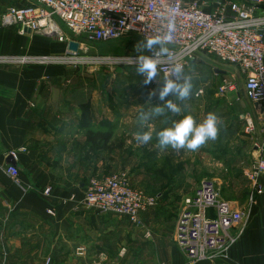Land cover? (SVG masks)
<instances>
[{"label":"crops","instance_id":"crops-1","mask_svg":"<svg viewBox=\"0 0 264 264\" xmlns=\"http://www.w3.org/2000/svg\"><path fill=\"white\" fill-rule=\"evenodd\" d=\"M30 2L0 0V10ZM68 46L38 33L22 34L17 27L0 29V56L59 55ZM92 82L89 72L0 64V264H186L175 230L188 197L184 192L192 191L197 179L191 187L182 171L175 172L166 187L178 194L157 199L169 202L171 211L157 204L144 213L145 230L85 204L94 167L85 151L87 132H107L112 125L118 138L116 131L124 123V111L105 104L102 87L93 88ZM20 149L25 151L16 162L18 186L6 167L9 153ZM251 155L254 160L262 156L255 149ZM47 188L49 196L43 195ZM230 202L247 214L243 233L229 259L199 264H264V193L252 204ZM11 210L17 214L10 215ZM12 255L20 258L13 261Z\"/></svg>","mask_w":264,"mask_h":264},{"label":"built area","instance_id":"built-area-1","mask_svg":"<svg viewBox=\"0 0 264 264\" xmlns=\"http://www.w3.org/2000/svg\"><path fill=\"white\" fill-rule=\"evenodd\" d=\"M25 6L0 10V29L17 27L41 34L58 42H77V52L69 49L60 55L0 56V64L20 66L112 65L137 66V58L152 56L158 61V76L168 77L176 64L183 66L199 54L213 56L218 66L234 68L243 82L246 99L257 104L264 117V0H30ZM60 24V25H59ZM87 43L111 44L170 34L169 53L159 54V45L151 50L123 57L81 55L82 43L69 39L63 29ZM216 70V69H215ZM174 78V77H173ZM235 80H224L218 87L222 96L237 93ZM199 90L196 97L203 95ZM246 131L256 133L254 122L247 121ZM253 147L262 156L246 178L258 194L264 193V129L254 138ZM20 149L9 156L18 161ZM6 173L20 186L18 166L8 165ZM50 188L43 191L49 196ZM85 204L101 215L126 218L142 226V215L157 206V198L132 185L124 172L90 178L85 189ZM52 214L51 211H49ZM246 213L222 199L214 180H203L192 196L184 200L177 218L175 242L186 257V264L227 260L231 248L243 233ZM237 229L238 234L232 235ZM82 251V250H80ZM125 250L121 251V255ZM48 264V263H47ZM105 264V263H96Z\"/></svg>","mask_w":264,"mask_h":264},{"label":"rangeland","instance_id":"rangeland-1","mask_svg":"<svg viewBox=\"0 0 264 264\" xmlns=\"http://www.w3.org/2000/svg\"><path fill=\"white\" fill-rule=\"evenodd\" d=\"M62 29L69 39L82 43L83 50L80 54L84 56L123 57L147 50L136 39L111 44H93L87 43L81 37L73 36L65 28ZM55 67L91 73L92 87L97 88V85L102 87V92L105 93V104L111 107L116 106L124 111V123L116 131L118 137L116 139L125 141V150L118 152L117 155L114 152L112 156L98 151L92 153L91 160L94 167L91 178L124 172L130 182L144 192L156 198L160 194L171 197L178 192L171 187H166V184L175 172L182 171V176L191 187L193 179L198 180L192 191L184 192L187 196L193 195L201 181L206 179L214 180L221 198L228 201L252 204L261 195L256 192L253 182L245 176L256 161L251 153L254 151V138H259L261 130L264 129V117L259 107L246 99L243 91L244 84L234 68L226 65L218 66L213 56L199 54L183 73L192 85L191 95L183 101L177 100L175 96L166 97L180 104L182 112L180 114L166 112L164 116H156L154 126H151V117L141 121L138 116L141 113L151 112L154 105L163 103L158 96V90L163 86V79L159 76L149 84H145L144 78L136 72L137 66L92 64ZM218 71L226 74H219ZM224 80H235L239 86L237 93L220 95L218 87ZM154 89L157 94L150 97L149 93ZM199 90H203L204 93L196 97ZM209 113H215L218 117L219 131L216 139L206 142L196 151L174 150L171 147L160 148L156 134L161 129L172 126L174 121L182 119L185 115H191L197 123H200ZM249 119L256 127L254 135L246 131ZM144 131H151L153 136L152 141L146 145L139 144L136 140V135ZM85 151L89 152V149L86 148ZM157 204L171 211L169 202ZM166 212L173 215L175 211ZM9 214H17V212L11 210ZM142 226H140L142 230L149 229L146 225ZM17 257L19 256L12 255V260L16 261Z\"/></svg>","mask_w":264,"mask_h":264},{"label":"clouds","instance_id":"clouds-1","mask_svg":"<svg viewBox=\"0 0 264 264\" xmlns=\"http://www.w3.org/2000/svg\"><path fill=\"white\" fill-rule=\"evenodd\" d=\"M171 35L146 39L143 48L151 50L154 45H159V54L169 53L166 44L171 42ZM136 72L144 78V83L149 84L158 74V61L152 56L143 55L137 58ZM174 77V78H173ZM192 85L183 76V66L176 64L170 75L163 80V86L158 90L160 105H154L151 112L141 113V121H146L150 117L164 116L166 112L180 114L182 107L173 102L172 99H166L169 96H175L177 100L183 101L191 95ZM157 91L154 89L149 96H155ZM219 131L218 117L215 113H209L200 123H197L191 115H185L182 119L174 121L172 126L161 129L156 134L157 142L161 149L171 147L174 150L196 151L199 147L217 137ZM151 131H144L136 135L139 144L146 145L152 141Z\"/></svg>","mask_w":264,"mask_h":264},{"label":"trees","instance_id":"trees-1","mask_svg":"<svg viewBox=\"0 0 264 264\" xmlns=\"http://www.w3.org/2000/svg\"><path fill=\"white\" fill-rule=\"evenodd\" d=\"M114 129V126L111 125L107 132L88 131L86 138L87 145H89L88 155L97 151H105L108 156H111L117 150H125V141L114 138ZM162 196L166 197V194H162ZM157 199H159L158 196Z\"/></svg>","mask_w":264,"mask_h":264},{"label":"water","instance_id":"water-1","mask_svg":"<svg viewBox=\"0 0 264 264\" xmlns=\"http://www.w3.org/2000/svg\"><path fill=\"white\" fill-rule=\"evenodd\" d=\"M28 32H30V31H28ZM68 49H69V51L77 52L78 49H79V44L77 42H74V41L70 42L69 46H68ZM218 73L219 74H224L223 72H219V71H218ZM256 106H257V104H256ZM9 164L15 165L16 162L12 158H9Z\"/></svg>","mask_w":264,"mask_h":264}]
</instances>
